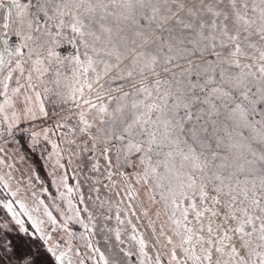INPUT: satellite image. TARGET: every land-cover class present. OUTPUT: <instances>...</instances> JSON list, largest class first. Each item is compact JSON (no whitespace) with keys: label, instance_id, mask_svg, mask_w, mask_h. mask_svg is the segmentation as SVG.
Wrapping results in <instances>:
<instances>
[{"label":"snow or ice","instance_id":"1","mask_svg":"<svg viewBox=\"0 0 264 264\" xmlns=\"http://www.w3.org/2000/svg\"><path fill=\"white\" fill-rule=\"evenodd\" d=\"M0 264H264V0H0Z\"/></svg>","mask_w":264,"mask_h":264}]
</instances>
